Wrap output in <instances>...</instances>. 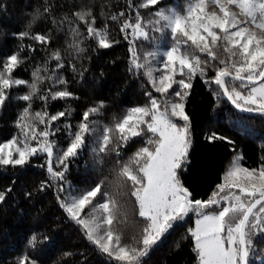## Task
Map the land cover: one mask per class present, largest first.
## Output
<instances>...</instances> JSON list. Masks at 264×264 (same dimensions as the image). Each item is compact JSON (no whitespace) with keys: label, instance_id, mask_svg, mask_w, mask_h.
Instances as JSON below:
<instances>
[{"label":"trees","instance_id":"trees-1","mask_svg":"<svg viewBox=\"0 0 264 264\" xmlns=\"http://www.w3.org/2000/svg\"><path fill=\"white\" fill-rule=\"evenodd\" d=\"M144 2L0 0V71H3L8 57L19 54L23 63L11 73L13 78L32 82V73L39 68L43 78L38 84L40 94L65 87L74 94L67 99H49L46 105L40 99H34L32 103L33 112H66L65 118L51 125L59 129L49 137L56 145L54 156L58 150L66 149L70 134L78 130L82 113L92 107L98 109L97 113L90 114V120L98 122L97 131L86 135L85 145L79 154L69 159L63 181H51L50 186L41 189L42 182L50 179L46 166L42 167L46 164V154L30 158L22 166L0 165V193L6 194L5 201L0 203V264H22L25 257L30 259L31 264H120L90 242L83 227L60 207L62 196L69 192L81 193L101 182L110 199L98 196L96 202L109 199L111 208V199H115L121 208L113 224L105 227L111 229L114 235H119L123 245L139 246L144 224L138 216V205L130 195L131 182L121 187L115 181L121 166L144 145V138H135L126 147L121 146L117 154L116 138L119 133L115 124L132 107L147 105L146 93L152 89L143 70L132 69L129 49H137L140 63H147L144 56L149 51L162 53L172 43L170 30L161 35L148 25V21L156 19L154 13L158 10L184 14L187 5L195 0H159L156 6L141 8ZM82 11L90 13V20L94 17V27L105 33L111 47L100 48L99 37H89L87 26L76 16ZM137 15L141 17L149 38H137L130 43L133 37L129 36L126 40L120 28L126 20L134 22ZM113 16L117 19L113 20ZM25 32L29 35L22 38L21 34ZM36 34L47 36L49 43L42 45L33 40L31 37ZM188 43L190 45L191 42ZM185 47L187 45H182L181 50ZM77 48L83 51L78 52ZM57 52L65 65L57 76L67 84L53 87L52 80L47 77L56 66L57 62L51 57ZM221 54L223 58H228L222 49ZM200 55L202 59L207 58L205 54ZM162 59L161 55L152 63L162 67L159 65ZM213 88L216 86L206 85L203 78L196 77L186 100L192 146L181 180L198 199L208 198L215 185L222 181L236 154H241L242 164L250 169L264 163V115L237 111L226 98L218 99ZM28 92L27 86L6 90L8 99L0 107V143L22 139L17 125L18 122L24 123L19 121V117L26 102L18 97ZM153 95L163 99L161 94L153 92ZM35 124L37 130L45 127L39 122ZM104 128L113 130L109 133L112 142L105 152H99ZM213 132L229 138L233 143L221 140L209 142L206 137ZM61 185L63 192L60 191ZM193 227L194 215L176 223L148 256L142 258V264H198L194 241L188 232ZM34 235L36 241L30 244ZM254 242L257 252L250 257V264H264V239L254 238Z\"/></svg>","mask_w":264,"mask_h":264},{"label":"snow or ice","instance_id":"snow-or-ice-1","mask_svg":"<svg viewBox=\"0 0 264 264\" xmlns=\"http://www.w3.org/2000/svg\"><path fill=\"white\" fill-rule=\"evenodd\" d=\"M158 3L159 0H145L140 7L150 8ZM210 5L218 8L219 13L206 11ZM233 8H238L239 12ZM240 15L245 19H238ZM76 16L87 26L89 37H99L100 48L112 46L105 33L94 27V17L88 18L90 13L82 11ZM154 16L156 19L149 20L148 25L161 35L170 30L172 43L162 53L149 51L144 56L147 63L138 62L137 49L130 47L132 69L143 70L152 91L146 93L147 105L132 107L115 124L119 133L117 154L121 146L126 147L135 138H144V145L121 166L115 181L121 187L131 182L130 195L138 205V216L144 224L139 246L123 245L120 236L105 227L113 224L121 208L115 199H111L110 208L109 193L102 182L81 193L69 192L62 196L60 207L83 227L90 242L120 264H142V258L148 256L164 234L190 215L196 217L195 227L188 232L194 241L198 264H250V257L257 252L254 238L264 239V163L249 169L241 165L239 157H234L222 181L215 185L207 199L195 198L182 183L181 174L188 164L192 143L186 100L194 78L200 77L206 85H215L212 91L217 98H226L237 110L264 114V0H195L187 5L184 14L158 10ZM246 23L252 27L243 26ZM120 31L126 40L133 37L130 43L137 38H149L139 15L134 22L126 20ZM76 34H79L78 30ZM28 35L25 32L21 37ZM31 38L42 45L49 43L45 35L36 34ZM182 45L187 47L181 50ZM221 49L228 54L227 59L222 57ZM77 51L82 52L83 49L77 48ZM200 54L207 58L202 59ZM161 55L163 59L159 60V65L162 67L152 63ZM51 59L57 63L47 78L52 80L53 87L66 85L67 81L57 76V72L65 67L61 56L58 52L53 53ZM21 63L23 60L19 54H12L0 71V107L8 99L6 90L20 86L29 88L27 94L18 97L26 102L19 117V121L24 123L18 122L17 125L22 139L0 143V165L22 166L30 158L46 154V164L42 167L46 166L50 179L42 182L43 190L50 186L51 181H63L69 159L79 154L85 145L86 135L97 131L98 122L90 120V114L97 113L98 109L92 107L82 113L78 130L70 134L66 149L58 150L54 156L56 145L49 137L59 129L51 125L65 118L66 112H33L32 103L34 99H40L46 105L49 99H67L74 94L66 87L40 94L38 84L43 78L39 68L33 71L32 82L11 76ZM157 72L160 74L155 75ZM243 89L248 91L245 93ZM153 92L161 94L163 99L155 97ZM35 122L45 125L44 129L37 130ZM112 131L103 129L99 152L108 149ZM206 139L209 142L233 143L214 132ZM60 191H64L62 185ZM98 196L109 199L97 203ZM5 199L6 194L0 193V203ZM35 241L34 235L29 243L34 244ZM22 264H31V261L25 257Z\"/></svg>","mask_w":264,"mask_h":264},{"label":"rangeland","instance_id":"rangeland-1","mask_svg":"<svg viewBox=\"0 0 264 264\" xmlns=\"http://www.w3.org/2000/svg\"><path fill=\"white\" fill-rule=\"evenodd\" d=\"M217 11L218 13H219V9L218 8H216L215 6H209V7H207L206 8V11H209V12H211V11ZM232 10H234V11H236V12H239V9L238 8H233ZM238 19H241V20H244L245 19V17L243 16V15H240L239 17H238ZM243 26H245V27H252V25H250V24H244ZM258 31V30H257ZM245 93L247 92V91H244ZM191 142H192V134H191ZM191 146H192V143H191ZM235 157H239L240 158V163H241V165L242 166H244L243 164H242V156H241V154L240 153H238V154H236V156ZM231 166V165H230ZM245 167V166H244ZM250 169V168H249ZM88 211V210H87ZM195 219H196V217L194 216V227H195ZM193 227V228H194Z\"/></svg>","mask_w":264,"mask_h":264},{"label":"water","instance_id":"water-1","mask_svg":"<svg viewBox=\"0 0 264 264\" xmlns=\"http://www.w3.org/2000/svg\"><path fill=\"white\" fill-rule=\"evenodd\" d=\"M230 103V102H229ZM231 104V103H230ZM232 105V104H231ZM233 106V105H232ZM234 107V106H233ZM235 108V107H234ZM236 109V108H235ZM237 110V109H236ZM241 113H245V114H248V115H264V114H261V113H258V112H246V111H240V110H237Z\"/></svg>","mask_w":264,"mask_h":264}]
</instances>
